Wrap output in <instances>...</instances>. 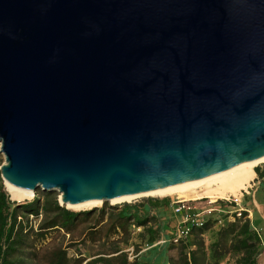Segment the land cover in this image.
Masks as SVG:
<instances>
[{"label":"water","instance_id":"95a60500","mask_svg":"<svg viewBox=\"0 0 264 264\" xmlns=\"http://www.w3.org/2000/svg\"><path fill=\"white\" fill-rule=\"evenodd\" d=\"M0 153L61 206L263 156L264 0H0Z\"/></svg>","mask_w":264,"mask_h":264},{"label":"trees","instance_id":"16d2710c","mask_svg":"<svg viewBox=\"0 0 264 264\" xmlns=\"http://www.w3.org/2000/svg\"><path fill=\"white\" fill-rule=\"evenodd\" d=\"M264 185V171L256 169ZM168 205V199H147L146 203L137 205L124 204L118 210L116 205H108L109 211L102 206L94 209L73 211L61 206L54 192H40L31 201L18 203L11 201L6 193L0 176V264H32L35 247L43 241L53 229H61L71 233L79 222L94 218V223L86 230V237L95 242L99 240V223L103 220L109 222L105 239L109 240L118 232H123L129 226H141L143 231L139 235H147L146 242L151 244L158 238L156 217L151 216L149 210ZM146 206L149 208L146 211ZM135 208V209H132ZM140 212V213H139ZM42 215L34 228L29 217L37 218ZM247 213L244 212L243 215ZM215 220L207 219L201 225L191 230V241H186L185 249H181L182 264H221L224 262L223 253L236 255V264H257L258 254L261 250L258 234L252 229L248 218H236L227 222L216 230V238L205 247L201 238L213 228ZM201 235V236H200ZM184 250V251H183ZM224 251V252H223ZM111 252L117 253L109 259V264H139L136 259L129 261L127 254L121 249L114 248ZM184 252V253H183ZM200 252L202 257H198ZM105 260L104 257H95L86 261L93 264ZM76 261H79L76 259ZM50 264H68L65 255H56ZM75 264V263H74Z\"/></svg>","mask_w":264,"mask_h":264},{"label":"rangeland","instance_id":"374dc122","mask_svg":"<svg viewBox=\"0 0 264 264\" xmlns=\"http://www.w3.org/2000/svg\"><path fill=\"white\" fill-rule=\"evenodd\" d=\"M4 163V156L2 153H0V165ZM256 169L260 171H264V164H260L256 167H254L255 170V177L254 182L255 185L252 187L251 190H254L255 187H258V183H256L257 180H260L261 178L256 173ZM3 181L4 189L6 193L8 194L11 201H16L18 203H24L33 200L38 193L41 192L40 189H36L33 191V195L29 199H24L21 201L13 200L8 191L5 187V182ZM251 183V182H250ZM262 184V183H261ZM250 190V192H252ZM56 195V198L59 201L60 193L58 191L54 192ZM197 195L199 193V190L197 189L195 192ZM262 193H264V185H261L260 189H256V201L260 202V209L261 207L264 208V196H262ZM239 194V193H238ZM237 194V195H238ZM236 195V196H237ZM183 197V198H195L194 196L187 197L185 195H168V194H157V195H150V196H142L132 199L129 202H121L116 204H111L108 201L102 202L98 204L97 206H94L95 208L99 207H106V210L109 211L108 205H116L118 206V210L120 207L124 204L128 205H137L141 202L147 201V199H169L170 197ZM215 199V198H212ZM66 208H68L66 205H64ZM91 207V208H94ZM91 208H85V209H71L73 211H82L87 210ZM135 209V208H132ZM149 208L146 207V211H148ZM157 209L155 208V211ZM150 215L156 217L155 221L152 223H155L156 226H158V238L155 242L148 244L146 242L147 235L144 233V235H139L143 231V228L141 226H134L131 225L128 227L126 231L118 232L117 234L113 235L109 240H106L105 234L108 231L109 228V222L107 220H103L99 225L97 226L100 232L98 233V236L100 237L99 240L93 242L89 240V238L86 237L85 233L87 228H89L90 225L94 223V218H91L90 220L81 221L77 224L76 228L73 232L67 233L61 229H53L51 230L46 238L41 241L36 247H35V254L34 258L32 260V264H50L51 261L54 260L56 255H59L62 253L65 255L66 261L68 264H86V261L90 259H94L95 257H104L105 260L97 261L93 264H109V259L113 256H115L117 253L111 252L115 247L118 249H121L123 252L127 254L128 260L133 261L136 259V261L139 264H182V261L180 260L182 257L181 249H185V244L187 243H179V244H173L171 242V237L173 234V231L176 227L177 221H178V215L173 212L172 208H170L169 205L165 206L159 212H152L149 210ZM252 212V222L254 225L259 226L261 223L260 215L257 214L256 210L254 209ZM140 213V212H139ZM261 214L264 216V209L261 210ZM42 218V215L39 214L37 218L35 217H29V220L31 221L34 228L39 223L40 219ZM262 230L264 231V224L261 225ZM219 228V225L213 226L206 235L203 237L201 236L205 247H208L209 243L213 241L216 238V230ZM193 239V235L188 238L187 241H191ZM184 251V250H183ZM224 252V251H223ZM184 253V252H183ZM225 259L223 264H236V255L228 254L227 251L223 253ZM198 257H202L201 253H197ZM78 259L79 261H76Z\"/></svg>","mask_w":264,"mask_h":264},{"label":"bare ground","instance_id":"6f19581e","mask_svg":"<svg viewBox=\"0 0 264 264\" xmlns=\"http://www.w3.org/2000/svg\"><path fill=\"white\" fill-rule=\"evenodd\" d=\"M260 164H264V155L254 160L237 164L232 168L207 177L199 178L189 182L164 186L145 192L115 196L107 201L111 204H116L121 202H129L137 197L157 194L185 195L187 197L195 195V198L207 196L211 199L223 198L227 195L236 196L238 193L241 192L242 189L247 188L251 180L255 177L254 167ZM4 182L6 190L8 191L13 200L15 199L17 201H21L24 199H29L33 195L34 190L32 189L19 187L7 181ZM197 189L199 190L198 195L195 193ZM103 201L104 200L94 199L75 204L67 203L66 206L71 209H85L97 206Z\"/></svg>","mask_w":264,"mask_h":264},{"label":"built area","instance_id":"2783aa9c","mask_svg":"<svg viewBox=\"0 0 264 264\" xmlns=\"http://www.w3.org/2000/svg\"><path fill=\"white\" fill-rule=\"evenodd\" d=\"M255 185L254 178L246 189H242L237 196L227 195L223 198L211 199L207 196L186 199L183 197H170L168 205L178 215V221L173 231L171 242L184 243L188 240L194 226L201 225L207 219L215 220L219 228L236 218H248L252 229L258 234L261 250L258 257L264 254V231L253 224L251 211L243 205L244 197L250 194ZM246 212V215L243 213Z\"/></svg>","mask_w":264,"mask_h":264},{"label":"crops","instance_id":"0c3cea01","mask_svg":"<svg viewBox=\"0 0 264 264\" xmlns=\"http://www.w3.org/2000/svg\"><path fill=\"white\" fill-rule=\"evenodd\" d=\"M261 181H262L261 179L256 181V183H258V187H255L254 190H251L252 192H250L249 195H246L244 197L243 205H246V207H248L250 209V211L251 210L253 211L255 209L257 214L260 215L261 223L257 227L262 229L261 225L264 224V216L261 214V210H263L264 208L261 207V209H260V202L256 201V198H255L256 189H260L261 185H263V184H261L262 183ZM262 196H264V193H262ZM156 209H157L156 211H155V208L150 210L151 213L152 212L153 213L159 212L162 208L157 207ZM250 214H251V218H252V212ZM221 264H223V263H221ZM257 264H264V254L257 258Z\"/></svg>","mask_w":264,"mask_h":264}]
</instances>
